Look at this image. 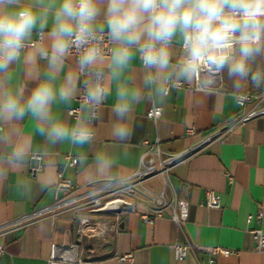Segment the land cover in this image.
Here are the masks:
<instances>
[{
    "label": "clouds",
    "instance_id": "9594fccd",
    "mask_svg": "<svg viewBox=\"0 0 264 264\" xmlns=\"http://www.w3.org/2000/svg\"><path fill=\"white\" fill-rule=\"evenodd\" d=\"M249 84L264 87V0H0V184L48 189L61 148L87 183L120 184L127 152L97 147L109 100L123 146L141 104H240Z\"/></svg>",
    "mask_w": 264,
    "mask_h": 264
},
{
    "label": "crops",
    "instance_id": "0c3cea01",
    "mask_svg": "<svg viewBox=\"0 0 264 264\" xmlns=\"http://www.w3.org/2000/svg\"><path fill=\"white\" fill-rule=\"evenodd\" d=\"M261 91L264 87L256 89L250 84L247 90ZM112 103L109 100L103 106L102 119L96 122L97 147L127 152L120 161L122 179L133 178L141 166L142 155L148 149L156 152V143L162 158L188 151L166 173L142 182V187L153 193L164 190L169 199L186 200L188 215L178 223L168 212L152 222L144 221L141 215L151 212L152 206L142 194L136 193L134 206L121 215L118 229L107 232L104 239L89 240L83 254L86 264H127L115 257L126 252L133 255L131 264H208L206 253L198 248L206 246L237 250L239 255L234 264H264V254L253 249L250 232L251 228L264 230V114L229 129L232 117L241 110L239 104L220 98L209 99L204 104L191 90L173 92L156 120L146 116L151 104L137 106L130 139L122 146L110 136ZM188 128L194 134H188ZM219 130L224 131L213 137ZM66 155L73 156L67 148L59 149L56 154V181L60 170L77 187L93 185L85 181L78 159L71 166L66 163ZM25 174L31 175L29 169ZM227 175L231 176V182ZM10 182L11 178L8 184H0V224L31 215L60 195L54 183L48 189H36L31 197L22 198L9 186ZM208 190L219 195L220 207L205 206ZM258 211L260 221L255 218ZM248 215L253 216L249 222ZM71 217L66 212L54 222L46 217L34 219L0 235L3 247L0 264H47L51 244L62 238L65 227H74ZM175 244L190 245L181 260L175 257Z\"/></svg>",
    "mask_w": 264,
    "mask_h": 264
},
{
    "label": "built area",
    "instance_id": "2783aa9c",
    "mask_svg": "<svg viewBox=\"0 0 264 264\" xmlns=\"http://www.w3.org/2000/svg\"><path fill=\"white\" fill-rule=\"evenodd\" d=\"M247 93V99L239 104L241 110L232 117L228 126L229 129L244 123L252 117L264 114V91ZM247 105H249L248 108H246ZM75 107H78V105ZM160 115L161 112L154 109L153 106L146 112V116L152 120H156ZM223 131H216L212 136H219ZM186 132L194 134L192 128H188ZM155 147L156 152L148 149L142 155L141 166L134 173L132 179H122V183L111 187H101L98 184L77 187L70 179L64 177L59 170L55 189L60 195L56 196L50 205L33 212L31 215L0 224V235L17 230L34 219L46 217L54 222L63 213L70 212L75 225L73 228L65 227L62 238L51 244L47 264H86L83 254L89 240L93 238L104 239L107 232L116 231L121 215L133 208L136 193L142 194L145 201L152 206L151 212L141 215L144 221L152 222L154 218L162 217L166 212L177 223L186 220L188 215L186 200L180 198L169 199L165 196L164 190L153 193L143 188L142 182L154 175L166 173L170 166L181 160L188 151L162 158L157 143ZM65 160L68 165L74 166L76 164V157L72 155H66ZM29 173L31 175L37 174L32 169H29ZM227 176L231 182V176ZM204 204L206 207H220L219 195L212 190H208ZM252 218V215H248L247 221H251ZM255 218L260 221V211L256 213ZM250 232L254 242V251L264 254V230L251 228ZM189 248L190 245L188 244H175V257L178 260L183 259ZM198 248L206 253L208 264H234L239 255L237 250L221 246ZM2 253L3 247L0 245V256ZM115 257L127 264H131L133 261L131 252L115 255Z\"/></svg>",
    "mask_w": 264,
    "mask_h": 264
},
{
    "label": "water",
    "instance_id": "95a60500",
    "mask_svg": "<svg viewBox=\"0 0 264 264\" xmlns=\"http://www.w3.org/2000/svg\"><path fill=\"white\" fill-rule=\"evenodd\" d=\"M185 155V154H184ZM120 226H121V224H120Z\"/></svg>",
    "mask_w": 264,
    "mask_h": 264
}]
</instances>
